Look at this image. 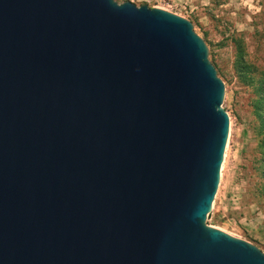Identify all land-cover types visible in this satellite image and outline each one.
Segmentation results:
<instances>
[{
  "label": "water",
  "instance_id": "1",
  "mask_svg": "<svg viewBox=\"0 0 264 264\" xmlns=\"http://www.w3.org/2000/svg\"><path fill=\"white\" fill-rule=\"evenodd\" d=\"M225 93L175 13L0 0V264H264L207 224Z\"/></svg>",
  "mask_w": 264,
  "mask_h": 264
},
{
  "label": "rangeland",
  "instance_id": "2",
  "mask_svg": "<svg viewBox=\"0 0 264 264\" xmlns=\"http://www.w3.org/2000/svg\"><path fill=\"white\" fill-rule=\"evenodd\" d=\"M160 8L189 19L205 39L226 93L230 129L220 185L207 224L256 245L264 252L262 155L253 129V78L264 69V0H115ZM254 66L245 81L238 60Z\"/></svg>",
  "mask_w": 264,
  "mask_h": 264
},
{
  "label": "trees",
  "instance_id": "3",
  "mask_svg": "<svg viewBox=\"0 0 264 264\" xmlns=\"http://www.w3.org/2000/svg\"><path fill=\"white\" fill-rule=\"evenodd\" d=\"M239 65V75L245 80L249 73L253 72L254 66L248 64L243 58L238 60ZM251 85H254L256 88V97L252 103L253 114L255 116L254 131L256 134V139L258 142V150L260 151L261 165L259 167L263 172L264 176V69L261 70L260 77L257 79L253 78L251 80ZM261 185V189L264 191V182Z\"/></svg>",
  "mask_w": 264,
  "mask_h": 264
}]
</instances>
